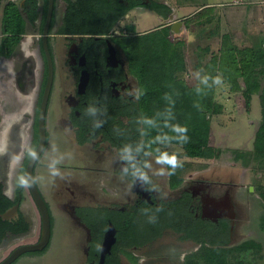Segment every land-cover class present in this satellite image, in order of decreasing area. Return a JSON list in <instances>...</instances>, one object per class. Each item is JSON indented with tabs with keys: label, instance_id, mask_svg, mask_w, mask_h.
Segmentation results:
<instances>
[{
	"label": "rangeland",
	"instance_id": "1",
	"mask_svg": "<svg viewBox=\"0 0 264 264\" xmlns=\"http://www.w3.org/2000/svg\"><path fill=\"white\" fill-rule=\"evenodd\" d=\"M159 1L172 5V12H176L175 19L188 18L187 26L185 25L180 33H176L187 40L183 47L186 69L179 72L178 77L184 79L190 86L204 85L201 83V78L209 77L214 101L221 105V109L210 112L209 144L215 151L214 156H189L185 154L181 144L166 143L161 148L168 152H178L183 160V167L177 169L175 175L170 177L158 176L155 173L161 166L156 163V155L153 152L148 159L152 167L146 169L147 174L157 187L158 190L155 192L160 200L171 201L180 197L184 191H190L196 200L194 203L198 202L201 205L198 210L203 215L214 218L228 217L230 236L229 240L221 245L228 251L227 264H264V152L256 148V134L263 119L264 61L261 60L255 66L254 73L260 87L255 89L251 109H247L238 99L241 92L234 91L224 76L216 72L214 65H210V60L218 59L221 54L226 34H229L232 42L241 49L264 43V0H241L238 4L231 3L234 0ZM60 2L61 0L59 4ZM62 4L64 3L60 5ZM201 6L204 7L203 10L193 13ZM62 12L63 9H59L58 17ZM129 16L134 19L137 30L140 31L155 28L167 22V20L159 19L155 12L149 10L141 15L133 10ZM130 17L126 19H131ZM129 27L127 26L126 31L124 30L126 33L135 32L130 24ZM29 50L27 49L26 52ZM31 60L28 73L29 71L37 72L38 66L33 69L35 62L33 58ZM15 63L17 62L9 60L7 68H4L7 86L4 87L6 92L2 103L5 108H15L8 111L14 117L10 114L11 119L4 120L2 129L6 131L3 136H0L2 140L0 169L10 187L14 185L16 178L23 174L27 160V157L23 156L25 134L30 131L28 137L33 135V130L36 129L34 121H38L40 106L34 105L35 99L38 98L37 89L36 92H31L32 95L25 92L20 94L17 87L13 85L12 80L16 76L14 75ZM209 73L213 74V77L220 75L223 83H213V77ZM24 74L21 75L24 80L20 81L19 77L18 82H26ZM129 82L132 95H137L139 85L136 77L130 75ZM37 88L38 91L42 90L38 85ZM64 89L60 87L56 106L54 94H51L48 104L46 121L48 141L52 145L48 153L50 164L53 160L70 159L67 146L74 149L72 145H69L66 137L65 148L63 136L55 137L51 132V130L58 132L61 126L58 121L66 111L65 108L62 111L59 110V108L62 109V106L60 107L62 101L65 103ZM3 116L6 118V115ZM3 131H0V135ZM66 133L71 138L74 132L67 129ZM87 150L88 156L85 157L81 150L77 152L79 159L84 157V161H91L93 154H100H92L90 148ZM9 152L12 154L7 159ZM90 155L91 159L88 158ZM17 157L19 159H16ZM115 159L118 160L117 157ZM71 162L75 163L72 160ZM56 167L60 168L61 174H65L64 177L73 180L70 183L73 188L65 190L60 186L62 184L60 177L55 179L50 174H45L43 171L48 172L49 164L38 169L39 184L43 192L48 195L53 212L52 241L45 252L24 253L12 264H86L91 231L88 224L83 221L82 213L85 212L83 209L85 205L114 203L123 206L136 199L132 192L131 198L127 197L130 192L127 188V179L122 180L120 175L116 174L118 179L112 180V174H109L104 167L100 171L90 172L73 171L72 168L67 169L66 172L62 164L59 166L58 163ZM68 171L70 175H67ZM26 194L28 195V192ZM80 209H83V212H80ZM22 210L30 223V231L23 235H10L3 241L0 245V262L17 246L35 243L40 239L42 218L31 196L23 199ZM196 227L199 228V225L197 224ZM197 234L202 235L199 232ZM183 235L182 232L170 227L164 228L157 240L142 249H128L127 253L121 255V260L124 264H211L208 261L209 244L201 245L192 238L184 239Z\"/></svg>",
	"mask_w": 264,
	"mask_h": 264
},
{
	"label": "trees",
	"instance_id": "2",
	"mask_svg": "<svg viewBox=\"0 0 264 264\" xmlns=\"http://www.w3.org/2000/svg\"><path fill=\"white\" fill-rule=\"evenodd\" d=\"M48 1L45 0L43 6V25L46 19ZM65 1L67 2L66 22L73 25L75 29L79 27V31L76 29V32H83L86 35L91 34L89 37H83V50L87 52L88 65L92 70L97 68L102 74L108 72L106 62L110 53V46L105 43L107 38L114 45L117 52L126 59L124 66L113 68L109 74L107 73L108 78L102 82L106 94L111 91L110 82L114 79H126L128 74L137 79L138 94L131 95L132 98L124 100L125 103L130 105L128 110H120L122 104H116L115 106L110 93L106 96L107 100L105 101L109 102L108 107H112L108 110L113 112V118L120 120L119 115L123 112L128 113L129 117L128 128L126 129L127 134H129L128 137L125 136L124 139L115 141L114 145L120 147L124 142L125 146H130L132 155L138 153L141 158L140 160L135 159V163L143 168L144 162L149 157V155H145L146 152L152 151L157 155L155 149L159 148L164 151L161 148L163 144H179L176 140L163 143L157 142L156 137L175 135L171 131V125L180 124L187 126L188 129L189 141L182 145L186 155L193 157L214 156L215 151L209 144L210 112L219 111L221 105L214 101L210 81L206 85L190 86L184 79L178 77V73L186 69V59L183 53V47L187 42L186 38L172 33L171 24H163L140 33H126L124 31L118 35L97 37L100 34H109L121 15L126 14L132 8L131 6L141 4L140 0H135V3L129 7L124 5L120 7V4H117V7L112 9L106 0ZM26 5L29 7L26 9L28 12L27 18L16 2H9L4 7L3 22L5 30L6 32L17 33L12 44L18 41V33L24 32L25 23L28 21L34 24L41 15L42 5L39 0H26ZM146 6L164 17L172 12L169 5L159 0H153ZM106 15L109 17L112 15V17L109 18L107 27L104 29L102 25L106 23ZM187 21V19H184L185 25H187ZM72 31L75 32V30ZM261 60L264 61L263 42L254 47L241 49L232 42L230 35L226 34L223 39L221 54L218 59L213 58L210 60V65H214L217 69L216 72H220L224 76V79L230 83L234 91L241 92L238 99L247 109H251L255 89L260 87L254 70L256 64ZM47 74L48 65L46 79ZM209 75L214 76L210 73ZM96 76L95 74L93 82L97 81ZM46 79L42 86V93ZM98 84L99 82H96L97 90ZM198 88L200 89L199 92H197ZM100 100V98L92 96L90 102L95 101L97 103ZM262 104L263 119L256 134V148L264 152V93L262 94ZM145 118L154 120L155 126L145 124ZM138 148L139 151H137ZM249 153L251 154V151ZM175 185L176 183L172 186ZM191 199L190 192L184 191V194L176 200L155 203L143 200L137 206L129 205L126 209L114 203L95 206L85 205V212L82 213L83 221L88 224L91 231L86 264H98L101 243L111 223L117 228L116 242L112 245L111 252L107 253L105 264H123L121 254L127 253L128 248L131 246L141 245L144 242L141 239L148 241L149 237L143 236L149 235L153 228L158 227L159 230L165 227H172L175 230L187 229L188 227L183 224L184 221L190 223L188 225L193 231L191 236L205 243H210L208 261L211 264H227L228 251L221 245L229 240V220L222 219L220 223H207L201 219L197 222L192 217L193 214L191 217L189 216L188 207ZM18 200L19 198L17 200L10 198L0 188V244L10 235H23L30 231V223L23 214L17 221L3 219L1 216ZM158 208L161 210L157 211ZM140 214L141 219L139 218ZM197 224L199 228L196 227ZM198 230L199 233H202L201 236L197 234ZM46 249L47 247L31 252L43 253Z\"/></svg>",
	"mask_w": 264,
	"mask_h": 264
},
{
	"label": "flooded vegetation",
	"instance_id": "3",
	"mask_svg": "<svg viewBox=\"0 0 264 264\" xmlns=\"http://www.w3.org/2000/svg\"><path fill=\"white\" fill-rule=\"evenodd\" d=\"M9 2L18 3L19 8L24 12V15L26 18H27L26 15H28V12L26 9L29 8V7H27L28 5H26V0H2L1 1L2 6H1V10H0V131H3L2 128H3L4 120L9 119V118H5L3 115H6V116L8 115L10 117L11 113H9L8 111L10 109H13L11 107H10V109L5 108L2 105L3 100H4L3 96H4V93L6 92L4 87L7 86L6 79H5V70H4V68H7V64H6L5 59H7V61L13 60V61L17 62L14 65V72H15L14 75H16V76L13 78L12 83L14 86L17 87V90H19L18 93H20L22 91L28 92L29 88L32 87L35 83H36V85L41 87L43 85L45 79H46V72L45 71H43L44 74L42 72V73H40L41 74L40 75V74H38V72H30L29 71V73H28V69L25 70V62L28 58L33 56V52L29 49H28L29 51L26 52L27 48H23V46L25 44L24 40L31 33H33V34L35 33V37H37L36 38V41H37L36 47H37L38 51L40 50L41 52H43V54L46 57L45 50L43 47V39H42L43 27H44V25L42 23V16L44 13L43 6L45 4V0H39V3L42 5V12H41L39 19L36 20V22L34 24L27 21L25 23L24 32L21 34L18 33L19 39L16 43H13V44H12V41L15 40V38H16L15 36L17 33L6 32L5 24L3 22L4 21V7ZM62 2L64 3V1H62ZM131 2H133V0H130V3ZM60 4H61V2H60ZM60 4H59V0H55V9H54V14H53V21H52L50 33L48 36V40H49V44H50V48H51L53 57L55 55H54V52H53V49L51 46V41L54 39V36L61 35L62 37H65L64 34H67V33H63V31H58V33L55 32L52 34V29L56 28L55 24H56L57 18H58L57 12L59 11V9H63V12L60 13L61 16H63V13L66 9V4H65V7L60 6ZM47 10H48V8H47ZM65 21H66V13L64 15L63 24L65 26H67L65 24ZM69 24H68V26H69ZM71 26L73 27V25H71ZM76 29L79 30V27H77ZM89 35H91V34L86 35V34H83V32H78V35L71 37V39L69 40V45L67 46V48L64 47L63 50L61 51V52H63V56L61 54V60H64V63L66 65V69L69 70V73L72 72V74H73V71H74V75H75L76 79H75V81H73L72 79L70 80V86L71 87L73 86V89H71V90L69 89V91L64 90V92H63V95H64L63 97H64L65 102L68 105V109L66 107H64V105L61 103L60 107L62 106L61 107L62 109L59 108V110L62 111V110H64V108L66 109V111L62 114L63 115L62 117L59 115L60 120L58 122L61 126L59 127L58 132L57 131L53 132L51 130V132L55 135V137H58L60 135L63 136L65 148L67 146L66 139H67L69 145H72L74 147V149H73V148H70L71 146H67L68 157H71V158L70 159H63V160L60 159L58 162V165L60 166L62 164V166L64 167L66 172H67V169H69V168H72L71 170H73V171H79V172L88 171V172H90V171H97V170L100 171L104 167L105 170L109 174L110 173L112 174V176H113L112 180L116 181L118 179V177L116 179V174L120 175V179H122V180H123V178H126L127 182H128L127 183L128 184V187H127L128 192L129 191L130 192L128 195L126 193L125 194L127 195V197L131 198L130 194L132 192L135 195L136 199H134V201H132V202H128V203L124 204L122 206L123 209H126L129 205H134V207H135L138 205V203L140 201H143V200L144 201L147 200L150 203L163 201L157 197L155 191H151V192L145 191V189L151 188L154 185L152 181L150 184H145V187H142V182L139 180V178H134L131 175L132 169L130 167V163L128 161L122 159V149L125 147L124 142H122L123 145L120 147L119 146L117 147L116 145H114L115 141H119L120 139H124L125 136L128 137L129 134H127L126 129L128 128L127 124L129 122V117L127 115L128 113L123 112V114L119 115L120 120L118 118H116V119L113 118V112L112 111L109 112V110H108V109H112V107H108L109 102H106L105 100H107L106 96L110 93V97L112 98L113 103L115 102V104H114L115 106H116V104H122L121 107L118 106V107H120V110H128L130 108V105H129V103H125L124 100H127L128 98H132V96H131L132 93L130 91L131 85L129 82V76L130 75L128 74L126 79L119 78V79L112 80L110 82V85H111L110 90L111 91L108 94H106V91H105L104 86L102 85V82L104 81V79L108 78V74L110 71H112L113 68H116L119 66H124L126 59L124 58L123 55H120L114 47V54H111L112 49H110L109 50L110 53L107 56L106 70L108 71L107 72L108 74L107 73L102 74V72L97 68L92 70L90 68V66L88 65L89 59L87 56V52L85 50H83V48H84L83 47V40H84L83 37L84 36L89 37ZM105 43L109 44V43H111V41L107 38V39H105ZM31 58H33V57H31ZM2 61H4V63ZM29 63L30 62H28L26 64L27 67H29ZM84 70H87L89 72V78H88V82H87V85L85 86V88L81 89L80 81H81L82 73ZM24 73L30 74L29 80L27 79L28 82H25V83L18 82L19 76L21 77V75H23ZM35 73H37L38 75L35 76ZM95 74L97 75L96 76V79H97L96 82H99L98 90H97L96 82L92 81L93 79H95ZM47 76H48V74H47ZM54 80H55V77H54ZM64 80H65V78H64ZM46 81H47V79H46ZM53 85H54V83H53ZM53 88H54V86H53ZM53 88H52V92H53ZM52 92H51V94H52ZM94 93H96V95H94ZM92 96H95L96 98L98 97L101 100L97 103L95 101L92 102L93 100L90 102V99ZM50 98H51V95H50ZM41 99H42V97H41ZM39 103H41V101ZM90 107L95 109L94 113L88 112V109ZM39 109H40V106H39ZM39 109H38L37 120L39 118ZM113 109H115V108H113ZM117 109H119V108H117ZM47 113H48V111H47ZM119 113H121V112H119ZM11 115H13V114H11ZM13 117H14V115H13ZM65 117H67V118H65ZM46 120H47V117H46ZM65 121H67V123ZM34 122L36 123V129L33 130L34 131L33 135L31 137H28V134L30 131H28L25 134L26 143L23 146L24 147L23 148L24 149L23 156H26L27 160L25 162V167L23 170L24 175H25L27 163L30 159V157L27 155L28 149L29 148L36 149V147L39 143V137H40L39 121H34ZM97 124H99L98 127H97ZM16 128H17V125H16L15 129ZM51 128L52 127H50V129ZM67 129L72 130L75 133V136L73 133V136L71 138H69V136L66 133ZM5 131H3L0 136H3ZM46 133H47V141L45 143L44 150L41 153L40 158L38 159V161L35 165L34 173H35V179H36V182L38 184V187H39V189H40V191H41V193H42L44 199L46 200L48 207L50 209L51 221H52V234H53L54 218H53V212L51 210L50 200H49L48 195L46 193H44L43 190L41 189V186H40L39 181H38V169L40 167H43L45 164L50 165L49 160H48V153L50 152V148L52 145L50 144V141H48L47 121H46ZM65 137H66V139H65ZM127 139H129V138H127ZM1 143H2V140L0 137V146H1ZM89 148L91 149L92 154L93 153H100V154H97V155L93 154L92 159H91V155H90V157H88V158L91 159V161H84V157L88 156L87 155L88 154L87 149H89ZM109 149H110V152H108ZM80 150L84 154L83 159L80 158L81 160L79 159V157L77 155V154H79L77 152ZM6 153H8V152H6ZM108 153H109V155H108ZM10 154H12V153L9 152V154H7V156H8L7 159L11 156ZM112 154H113V156H112ZM151 155H153L152 151H151ZM151 155H149V157L147 158V160H146L147 162H148V159L151 157ZM133 156L135 159H138V160L141 159L140 156L138 155V153L134 154ZM115 157H117L118 160H116ZM97 159H99V160H97ZM71 160L74 161L75 163L73 164L71 162ZM116 161H117V164L115 165ZM126 167L129 168V172H128V174L125 175L123 170ZM58 169H60V168H58ZM144 171H146V169H144ZM62 175H65V174H62ZM67 175H70L69 171H68ZM56 178L57 177H55V179ZM72 181L73 180H70L67 177H64V179H61L62 184L60 186L65 190L66 189L71 190V187L73 188V186L70 184V183H72ZM115 181H114V184H115ZM14 182H15L14 185H12L10 187L6 178L5 177L3 178L2 170L0 169V188H1V190L5 194H7L6 193L7 192L6 187L9 185L11 190L13 189L12 190L13 192L15 191V188H16L18 195H19L15 199L17 200L19 198V200L16 202H18L20 204V217L15 218V219H11V221L12 220H14V221L19 220L21 218L22 214H23V216H25L23 211H21V204L23 203V199H27L28 196L29 197L31 196V198L34 199L30 188L25 189V188L17 186L18 177L16 178V180ZM74 188H75V184H74ZM27 192H28V195L26 194ZM183 194H184V192H183ZM190 195L192 196L191 193H190ZM178 198H176V199H178ZM12 199H14V198H12ZM176 199H174V200H176ZM194 199L195 198L192 196V199L190 201V205H189L188 209L190 211L189 216L191 217L193 214L192 217L195 218L197 220V222L200 221L201 219L206 221L207 223L208 222L220 223V221L222 219L229 220L228 217H226V216H218V217L214 218V217H207L206 215H203L200 212V210H198V208L201 207V205H199L198 202L194 203V201H196ZM86 205H88V204H86ZM92 206H95V205H92ZM83 209H85V207ZM83 209H80V212H83L82 211ZM139 218L141 219V214L139 215ZM7 220H10V219H7ZM188 224H190V223L189 222L184 223V225L186 227H188L187 229L183 228L181 230H176V231L182 232L184 234L182 236L184 239L192 238L196 242L200 243L201 245L209 244V246H210V243H208V242L205 243L204 241L198 240L194 236H191V234H193V231L191 230V228L189 227ZM165 228H168V227H165ZM170 228H172V227H170ZM163 229L159 230L158 227L155 229L153 228V230H151L149 232V235L143 236L146 238L149 237L148 241H145L146 239L145 240L141 239V241H144L141 245H134V246L129 247L128 249H130V248H135V249L144 248L149 243L157 240L161 236ZM172 229H174V228H172ZM198 232H199V230H198ZM116 233H117V231H116ZM105 234H106V232H105ZM105 234L103 237V241L105 239ZM51 241H52V235H51L50 243H51ZM103 241H102L101 247H100V258H99L98 264H101V251H102ZM50 243H49V245H50ZM121 262L124 264L123 261H121ZM104 264H105V261H104Z\"/></svg>",
	"mask_w": 264,
	"mask_h": 264
},
{
	"label": "water",
	"instance_id": "4",
	"mask_svg": "<svg viewBox=\"0 0 264 264\" xmlns=\"http://www.w3.org/2000/svg\"><path fill=\"white\" fill-rule=\"evenodd\" d=\"M55 9V0H49L48 1V10L46 14V19L43 27V47L46 54V61L48 65V76L47 81L45 84V88L42 94V99L40 103V109H39V143L36 147V152L38 159L40 158L41 153L44 150L45 143L47 141V133H46V117H47V111H48V104L50 100V95L53 88L54 83V77H55V63H54V57L52 55V51L50 48L48 36L50 33L51 24L53 21V14ZM176 12H172L169 15V18L167 21H171V31L172 33H180L181 30L185 27V23L182 20L175 19ZM174 19V20H173ZM111 47V54H114V46L112 43H110ZM89 78V72L87 70H84L82 73L81 81H80V87L81 89H84L87 85ZM37 160L29 159L26 170H25V176L29 180V183L31 185L30 190L32 192V195L34 197V200L39 208L41 218H42V231L40 239L35 243H27L17 246L13 251L5 258L3 259L0 264H12L19 256H21L24 253H28L31 251L36 250H42L45 247H47L51 240L52 235V221H51V214L50 209L48 207V204L46 200L44 199L38 184L35 179V165L37 163ZM142 182V181H141ZM142 187H145V184L142 182ZM3 219H15L20 217V204L16 202L14 205H12L10 208H8L4 213L1 214ZM116 226L111 223L108 230L105 234V239L103 241L102 251H101V264H104L105 258L107 253L111 252L112 245L116 241Z\"/></svg>",
	"mask_w": 264,
	"mask_h": 264
},
{
	"label": "crops",
	"instance_id": "5",
	"mask_svg": "<svg viewBox=\"0 0 264 264\" xmlns=\"http://www.w3.org/2000/svg\"><path fill=\"white\" fill-rule=\"evenodd\" d=\"M62 1H64V4H62V7L64 6L65 7V4H66V8H67V2L65 1V0H61V3H62ZM153 0H140V2H141V4H136V5H134V6H131L132 8H130L129 10H128V12L125 14H122L121 15V17H120V19L116 22V24H114V26H113V28L110 30V33L109 34H100V35H97V37H107V36H109V35H112V34H114V35H118V34H120V33H122L121 31H124L125 29H127V26H128V28H130L129 27V24H130V26H132V28L131 29H133L135 32H132V33H140V32H145V31H149V30H152V29H154V28H146V29H144V30H137V26L135 25V21H134V19L133 18H131L130 16H129V13L131 12V11H133V10H136L137 12H138V14L139 15H141L142 13H145L147 10H149V11H153V12H155L156 14H157V16H158V18L159 19H163V20H167V18L169 17V15L167 16V17H164V16H162V15H160V14H158L155 10H152L151 8H149L148 6H146L147 4H150L151 2H152ZM235 1L236 0H234V1H231V3L233 2V4H236L235 3ZM106 2L108 3V5H110L111 6V9L112 8H115V7H117V4L121 7V6H126V7H129L130 5H132V4H134L135 3V0H133V2H131L130 3V0H106ZM162 2H165V1H162ZM166 3V2H165ZM167 5H169L171 8H173L172 7V5L169 3H166ZM61 6V5H60ZM201 8V9H200ZM199 9H197L196 11H194L193 13H195V12H197V13H199L201 10H203L204 9V7L203 6H201ZM175 11H177L176 9H175ZM65 13H66V9H65V11H64V13H63V16H61V14H60V16L57 18V22H56V24H55V26H56V28H54V29H52V34L53 33H55V32H57L58 33V31H63V33H67V34H64L65 35V37H62L61 35H59V36H54V39L51 41V46H52V49H53V52H54V63H55V80H54V88H53V92H52V94H54V96H55V98H54V104H55V106H56V104H57V100H58V96H59V93H60V87L62 86V87H64L65 89L64 90H67V91H69V89L71 90V89H73V86L71 87L70 86V80L72 79L73 81H75V79H76V77H75V75H74V71H73V74H72V72H70L69 73V70H67L66 69V65H65V63H64V60H61V54H62V56H63V52H61L62 50H63V48L64 47H66L67 48V46L69 45V40L71 39V37H74V36H76V35H78V32H76V29L74 28V27H72L69 23H67L66 21H65V24L67 25V26H65L64 24H63V21H64V15H65ZM172 13V12H171ZM109 14V13H108ZM110 14H111V12H110ZM112 17V15L109 17L108 15H106V17H105V20H106V23H103V24H105V25H102V26H104V29L107 27V22H108V20H109V18H111ZM126 17L128 18V17H130L131 19H126ZM180 18V17H179ZM177 19V18H176ZM182 19V18H181ZM184 19H187L188 20V18H186V17H184L183 19H182V21L184 22ZM179 20V19H178ZM189 20L191 21V19L189 18ZM172 22H169V21H167V22H165V24H171ZM68 24H69V26H68ZM187 26V25H186ZM61 27V28H60ZM76 27V26H75ZM156 27H159V26H156ZM155 27V28H156ZM71 28V29H70ZM77 28V27H76ZM72 30H75V32H73ZM79 31V30H78ZM126 31V30H125ZM34 35V36H33ZM36 38L37 37H35V33L33 34V33H31L24 41H25V44H24V46H23V48H27V49H30L32 52H33V56H31V57H33V59H34V62H35V65L33 66V68H36L37 66V68H36V71L38 72V74H40V73H42L43 71H45L46 72V69H47V61H46V57H45V55L43 54V52H41L40 50L38 51V49H37V47H36V45H37V41H36ZM55 40V41H54ZM109 46H110V43H109ZM110 49H111V47H110ZM31 57L30 58H28L27 60H26V62H25V70L26 69H29V67H27L26 66V64L28 63V62H30V61H32L31 60ZM6 61V64H8V62L9 61H7V60H5ZM5 70V69H4ZM43 74H44V72H43ZM37 75V73H35V76ZM41 75V74H40ZM29 76H30V74L27 76L26 74H25V81L26 82H28V80H29ZM20 77V76H19ZM68 77V78H67ZM4 78V77H3ZM64 78H65V80H64ZM20 81H23L24 79L23 78H21L20 77ZM28 79V80H27ZM58 83H59V85H58ZM75 83V82H74ZM36 85V83L32 86V88H31V90H28V92L27 91H22V92H20V94L21 93H23V92H25L26 94H28V95H32L31 94V92L32 93H34V92H36V89H37V94H38V98H36L35 99V104L34 105H36V104H39V102L41 101V97H42V90H40V91H38V88H37V85ZM41 89H42V86H41ZM57 93H58V95H57ZM12 98H14V97H12ZM12 102V101H11ZM15 102V100L13 101V103ZM62 104L64 105V107H66L67 109H68V105H67V103L65 102V103H63L62 102ZM14 108V107H13ZM15 109V108H14ZM8 116V115H7ZM6 116V118H9V119H11L9 116L7 117ZM45 174H50V170L48 169V172L47 171H43ZM52 178H54V177H52ZM7 189H6V193L11 197V198H17V196H19L18 195V192H17V189L15 188V191L13 192L12 190H11V188L9 187V185L6 187ZM29 198V196L27 197V199ZM22 205H23V203L21 204V211H23L22 210ZM52 210V209H51Z\"/></svg>",
	"mask_w": 264,
	"mask_h": 264
},
{
	"label": "clouds",
	"instance_id": "6",
	"mask_svg": "<svg viewBox=\"0 0 264 264\" xmlns=\"http://www.w3.org/2000/svg\"><path fill=\"white\" fill-rule=\"evenodd\" d=\"M197 75H199V74H197ZM208 79H209V77H207V76L202 77L201 83L206 85L208 83ZM212 79H213V83H215V84H222L223 83L222 77L220 75H217L216 77H214ZM199 91H200V89L198 88L197 92H199ZM88 112L94 113L95 109L90 107L88 109ZM144 123L148 124L150 126H155V121L152 119L145 118ZM98 126H99V124H97V127ZM171 131L175 135H173V136L165 135L163 137L157 136L156 141L163 143V142H171L172 140H176L181 145L188 143L189 137L187 135V132H188L187 126L180 125V124H174V125H171ZM137 151H139V148L137 149ZM155 152L157 153V155L155 156V161L158 165L161 166L157 170V172L155 173L156 175L170 177L172 175H175L177 169L183 167V160H182V158L178 152H176V151H172V152L161 151L159 148L155 149ZM27 155L33 160L38 159L37 152L33 148L28 149ZM145 155H151V152H146ZM16 159H19V157H17ZM122 159H124L130 163V167L132 169L131 175L134 178H139V180L142 181L144 184H150L151 183L149 175L147 174L146 171H144V169H150L152 167L151 164L148 163L147 161H145L143 164V168L139 167L134 162L135 158L132 155V149L130 146H125L122 149ZM58 162L59 161H57V160H53L52 163L49 165L50 175L54 178L60 177L61 179H64V176L61 174L60 170L56 167V164ZM123 172L125 175L128 174L129 168L128 167L124 168ZM17 186L25 188V189L31 187L29 180L26 178V176L24 174H21L18 177ZM157 190L158 189L155 185H153L151 188L145 189V191H149V192L157 191ZM160 210L161 209H159V208L157 209V211H160Z\"/></svg>",
	"mask_w": 264,
	"mask_h": 264
},
{
	"label": "built area",
	"instance_id": "7",
	"mask_svg": "<svg viewBox=\"0 0 264 264\" xmlns=\"http://www.w3.org/2000/svg\"><path fill=\"white\" fill-rule=\"evenodd\" d=\"M235 3L236 4L241 3V0H236Z\"/></svg>",
	"mask_w": 264,
	"mask_h": 264
}]
</instances>
